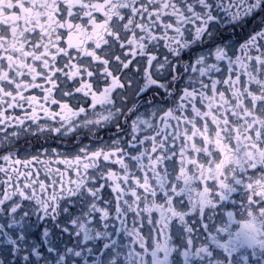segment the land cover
Instances as JSON below:
<instances>
[{
  "label": "snow or ice",
  "instance_id": "6c2138e0",
  "mask_svg": "<svg viewBox=\"0 0 264 264\" xmlns=\"http://www.w3.org/2000/svg\"><path fill=\"white\" fill-rule=\"evenodd\" d=\"M0 264H264V0H0Z\"/></svg>",
  "mask_w": 264,
  "mask_h": 264
},
{
  "label": "flooded vegetation",
  "instance_id": "af4514ba",
  "mask_svg": "<svg viewBox=\"0 0 264 264\" xmlns=\"http://www.w3.org/2000/svg\"><path fill=\"white\" fill-rule=\"evenodd\" d=\"M105 139H107V137H105ZM32 143H33V144H36L37 142H36V141H33Z\"/></svg>",
  "mask_w": 264,
  "mask_h": 264
}]
</instances>
